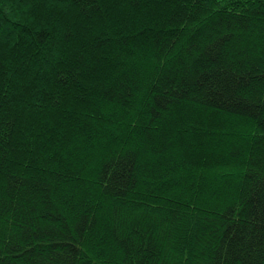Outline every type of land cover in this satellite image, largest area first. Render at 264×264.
<instances>
[{"label":"trees","instance_id":"obj_1","mask_svg":"<svg viewBox=\"0 0 264 264\" xmlns=\"http://www.w3.org/2000/svg\"><path fill=\"white\" fill-rule=\"evenodd\" d=\"M0 264H264V0H0Z\"/></svg>","mask_w":264,"mask_h":264}]
</instances>
